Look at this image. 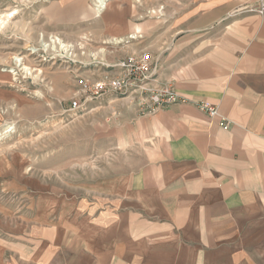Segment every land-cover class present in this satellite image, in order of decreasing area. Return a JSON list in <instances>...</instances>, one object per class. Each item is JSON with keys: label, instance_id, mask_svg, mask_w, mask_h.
I'll use <instances>...</instances> for the list:
<instances>
[{"label": "crops", "instance_id": "crops-1", "mask_svg": "<svg viewBox=\"0 0 264 264\" xmlns=\"http://www.w3.org/2000/svg\"><path fill=\"white\" fill-rule=\"evenodd\" d=\"M263 2L112 0L100 16L88 0L37 7L40 32L82 33V80L146 51L189 102L148 116L126 97L91 105L96 163L0 200L19 209L0 211V264H264Z\"/></svg>", "mask_w": 264, "mask_h": 264}, {"label": "rangeland", "instance_id": "rangeland-1", "mask_svg": "<svg viewBox=\"0 0 264 264\" xmlns=\"http://www.w3.org/2000/svg\"><path fill=\"white\" fill-rule=\"evenodd\" d=\"M49 1L0 0V22L5 21L0 24V200L27 198L25 194H32L26 187L67 185L75 177L84 178L83 169L96 163L91 158L100 148L93 142L98 113H90L96 101L75 114L65 111L80 97L82 75H88L85 49L77 42L82 33H42L36 28L37 7ZM88 1L96 16L105 11L96 7L98 0ZM8 13L16 14L6 18ZM51 36L58 37L54 44ZM111 69L105 66L106 71ZM51 86L54 90H47ZM41 88L44 94L39 96ZM26 100L49 106L45 113L27 111ZM4 185L11 190L5 191ZM3 210L19 209L15 205Z\"/></svg>", "mask_w": 264, "mask_h": 264}, {"label": "built area", "instance_id": "built-area-1", "mask_svg": "<svg viewBox=\"0 0 264 264\" xmlns=\"http://www.w3.org/2000/svg\"><path fill=\"white\" fill-rule=\"evenodd\" d=\"M241 11H236L238 14ZM264 12V2L257 10ZM58 40L51 36V43ZM111 71L105 72L94 81H81L82 91L80 97L74 98L68 108V113H77L83 110L91 101H98L108 95L129 98L138 103L142 115H153L161 108L177 103L189 101L179 95L171 83L161 81V58L150 52L131 54L113 65L107 66ZM16 74V70H11ZM197 108L209 117L218 119L219 125L226 128L229 123L221 118L219 108L209 102L196 103Z\"/></svg>", "mask_w": 264, "mask_h": 264}, {"label": "bare ground", "instance_id": "bare-ground-1", "mask_svg": "<svg viewBox=\"0 0 264 264\" xmlns=\"http://www.w3.org/2000/svg\"><path fill=\"white\" fill-rule=\"evenodd\" d=\"M99 4L96 6L98 8L99 11H103L107 8V5L109 2H107L106 0H98ZM14 14L16 13H8L5 17L6 18H11L12 16H14ZM1 17V16H0ZM5 19V18H4ZM3 19V20H4ZM1 20V19H0ZM9 20V19H8ZM2 23H4L5 21H1ZM0 22V24H1ZM9 22V21H7ZM2 25V24H1Z\"/></svg>", "mask_w": 264, "mask_h": 264}]
</instances>
